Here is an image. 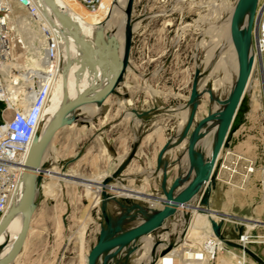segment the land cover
Here are the masks:
<instances>
[{"label": "rangeland", "instance_id": "1", "mask_svg": "<svg viewBox=\"0 0 264 264\" xmlns=\"http://www.w3.org/2000/svg\"><path fill=\"white\" fill-rule=\"evenodd\" d=\"M108 1H105L102 10L105 11L109 6ZM229 1L232 3L235 0ZM125 3L128 4V0ZM219 3L220 0L134 1L133 15L144 16V18L142 17V20L134 25L135 42L132 50V69L126 83L128 97H131L133 108L132 143L130 145L128 132L125 142L122 130L121 135L118 132L115 151L111 150L112 157L116 158L117 171L122 175L130 176L122 182L123 184H117L121 190L133 194L119 197L124 210L134 206L149 207L151 202L147 195L162 190L161 184L157 181L160 159L163 156L165 145L168 144L170 137L177 135L179 128L178 118L174 119L166 115L174 104V99L167 95L172 92L170 88L174 85V80H178L180 68V61L178 56L176 58L174 55V49L179 40L182 39L180 42H183L184 38H190L191 45L195 46L193 49L195 50L196 68H198L200 59H202L201 63L205 65L203 57L206 54V45L203 44V41L210 39L211 27L222 22L218 21L220 20L219 15L222 20L226 18V13H219L221 7ZM13 5L23 14L20 22H25L24 19H26L27 26L23 27L30 30L31 37L33 36L36 41L40 39L42 34L37 30L40 27L38 22L29 18L25 9L16 3ZM121 13L126 21V9L122 6ZM14 23H11L10 26V36L16 44L14 49L16 60L13 67H17L20 71L15 82L21 84V80L29 79L23 70H30L34 65L28 63L26 47L32 45L35 40L28 39L29 35L23 34L17 23L15 25ZM185 52L187 49L181 54L182 58ZM222 72L223 67L212 63L206 72L207 83L211 84L214 75H221ZM257 82H259L258 85H256ZM215 83L218 85L219 80L216 79ZM12 87L16 86L12 83ZM12 87L7 86V88ZM18 87L20 88L21 85ZM189 88L187 86L185 90H182L180 104L189 101H187ZM184 93L185 95H183ZM248 94L258 97L256 129L262 133L260 135V150L264 153V92L257 70L248 88ZM180 104L177 103V105ZM210 108V98L205 94L198 105V119L206 116ZM6 116H9V113H6ZM72 149V144L67 140L62 144L53 141L50 145L45 154V161H52V166L58 172H55L56 176L44 175L46 182L32 213L30 236L32 239L40 237L38 240L42 239V241L44 237H47L49 246L52 245L54 248V264H87L88 254L99 238L104 220L103 200L100 201L99 211L82 210V205L88 202V196L84 195V188L79 185L82 180L78 176L92 168L90 162L77 161V157L70 154ZM107 149L103 146L100 149L102 156L100 174L109 171L108 167L104 166L106 164L103 163V155L108 152ZM178 149L179 146H174L170 152L169 161L171 163L167 169L168 183L169 179L179 170L181 160ZM262 153H260L261 156H263ZM117 159L123 160L118 163ZM255 165V171L242 182V187L234 186L236 182L227 179L228 183H218V196L214 200L210 198L211 208L230 212L228 215L231 216L223 219L224 238L221 239L224 240L226 250L223 249L216 253V257L212 258L213 264H219L218 256L230 259L231 264H234V261L238 259L234 258L229 250L240 254L239 247L232 244L238 242L239 234L245 229L244 223L240 220H247L245 217L262 219L259 216L261 211L262 217H264V186L254 179L256 173H259L262 169L261 166L264 165L263 159L258 157ZM137 194H141V196L138 197ZM66 203L70 206L69 210L64 208ZM157 207H161V204ZM233 215L237 216L233 217ZM243 216L245 217L243 218ZM213 218L217 222L221 220L220 217ZM258 218L254 219L260 221ZM245 230L243 235L246 234ZM253 230L255 233L264 234V226H257ZM202 242V240L197 242V245L201 246ZM39 245L41 243H38ZM251 248L264 257V243L254 244ZM35 257H38V254Z\"/></svg>", "mask_w": 264, "mask_h": 264}, {"label": "bare ground", "instance_id": "2", "mask_svg": "<svg viewBox=\"0 0 264 264\" xmlns=\"http://www.w3.org/2000/svg\"><path fill=\"white\" fill-rule=\"evenodd\" d=\"M125 1L126 0H109L108 1L109 6L106 8L105 11L102 10V7H103L102 6L101 9H99L98 11L90 12L85 7H83L81 4L73 0H43V5L45 8V15H46L47 20H50V19L55 20L57 22L58 28L60 30L65 31L64 40L66 42V49H65V54H64L65 56L64 62L67 61L68 57L72 59L71 66L66 76H63V73H62V78H63L62 85L63 86L60 83L62 82L61 81L62 78H61L60 80H57V84H55L53 87L52 96H50L51 97L50 101L48 100L47 102L48 105L46 104V106H49V107L46 108L45 106L44 112H43V118L45 114H46L45 116H47V118L50 119V117L55 116L58 113V110L63 101L62 100L59 103L60 98L62 96V87H63V96H64L65 89H67L68 94H69V100L71 101L72 99L79 98V97L86 96V95L89 97L95 96L96 91L93 90L94 87L91 85H94L98 81L99 78L101 79L102 77L101 72H104L106 76L104 77L105 79L103 80L104 82L102 84V87L105 86L108 83V81L111 79L113 75L111 66L107 63L100 65L97 63V61L100 60V53H101L100 51L102 49V44H103L102 37L103 36H104V46L105 47L108 43H110L112 46H116L118 48L120 55L124 51L126 21L124 20V17L121 13V6L127 9L126 5L128 4H126ZM237 1L238 0H235L234 2L230 3L229 0H220V3H219V6H221L220 10L222 8L225 11L224 13H226V18L225 19L223 18L224 20L223 21L221 18V15H219L220 20L218 21H222V22H220L219 25L217 24L211 27L212 29L211 32L213 33L212 38L209 40L203 41V44L206 45V54H205V57H203V60H205V65L201 63L202 59H200V62H198L202 66V69L200 66H198L200 70V74L197 77L198 92H199L198 101L200 102L203 95L208 93L209 96H211L210 105H211L212 112H217L224 107L226 100L228 99L237 81V78H238L239 59H238V53H237L236 47L232 41V36H231V20H232V15L236 7ZM27 15L29 18H32L35 21H37L38 25L40 26L38 27L37 30L39 31L40 34H42V36L37 41L34 39L33 36L31 37V33L29 32L30 30H26L23 27V26H27L26 19H24L25 22H22V23L20 22L23 14L20 13V11H18L15 8V6H13L12 12L10 14V23H14V22L17 23V26L19 27L21 32L23 34L29 35L28 39L30 38L32 40H35L34 43L32 42V45H29L28 47H26L28 63L30 65L31 63L34 64L31 66L32 68L30 70L28 69L23 70L25 71L26 76L28 77V74L32 69H43L44 70L46 66H45V61L43 60L44 53H45V40H44L43 31H42V25L39 23V21L35 17L31 16L28 13ZM249 19H250V11H248L243 17L240 18L239 20L240 27L246 28L248 25ZM126 20H127V13H126ZM140 21L141 20L135 21L133 23V27L136 23ZM78 38L81 39L85 44H88L90 47H93L95 49L94 56H92L89 50L82 47L78 43L77 41ZM15 46L16 44L14 43V49H15ZM250 53L254 55L255 57V53L252 49V46H251ZM229 57H230L229 63L226 64L228 62L227 60ZM15 60L16 59L14 58V50H13L12 57L10 61L6 64L7 68H6L5 74L7 77H9L10 74L13 73L11 71L12 68L17 69V67H13ZM212 63H214L218 67L219 66L222 67L223 65H225L224 71L218 78L219 80L218 85L215 84V80L218 77L217 74L216 76L214 75L213 77L214 80L211 84L207 83L208 77L206 78V72L211 67ZM255 63H257L256 59H255L254 65ZM35 64H38V65L35 66ZM104 70H107V72H105ZM34 73H37L40 77L44 76V75H41L39 71H35ZM211 73L213 72L211 71ZM231 73H233L234 76L229 81L228 79L231 77L230 76ZM251 78H252V75H251ZM13 80L14 81L16 80V76ZM64 80L66 81V84H64ZM226 80H228L227 85H226L228 87V92H226L223 96H221V98L220 97L218 98V96H216V90H217L216 88L221 87V85L225 83ZM258 84L259 82H257V85ZM9 85L12 87L11 83L7 84V86ZM13 88L14 87L8 88V89L10 90ZM98 88L99 87H97V89ZM98 103L99 102H92V103L87 104L86 106H82V108L92 106V105L97 106ZM186 105L189 107V109H187L182 116V119L179 123L178 133L177 135L170 137L168 144H166L164 147L163 156L160 159V166L157 170V173H158V171L161 168L160 180L158 182L160 184H164V175H165L166 170L168 169V163L166 161L167 156L171 155L170 152L172 151L171 150L172 147L174 148V146H179V144L183 141H187V144H186V148L184 152L179 157L182 162V166L185 168L187 167L185 161L187 159L188 138L184 137V129L187 124L192 105L188 103H186ZM212 107H215L216 109L213 111ZM218 125H219V120L215 119V120L210 121L206 127V130L208 131L204 137V147L202 150L206 158H209L211 156L212 149H213L216 137H217ZM45 127L42 124L40 133L44 130ZM213 135H214V143L212 147L210 148L211 153L207 155L205 152L207 151L209 147L208 145ZM47 149H46V152H47ZM43 166L45 170H47L46 172H48V168H46L45 166V159H44ZM117 168L115 170H117ZM115 170L113 171L111 175L105 177V178L110 179V184L113 185V188L107 186L105 188L107 192L105 195L102 194V189H101L100 190L101 198L103 197L101 200H103V210L105 213V217L110 219L113 227L116 226L117 221L120 218L122 220L120 223L121 229L125 230V229H128L126 227L127 221L129 222L136 221L137 223H140L144 218L149 216L151 213L149 214L148 211L145 210V208L143 207L139 208L138 206H134L130 209H127V210L125 209V210H121L119 212H114V213L109 210L108 204L111 201H114V203L118 204L121 208H123L122 207L123 203L121 202L120 198H118L116 194L114 193V190H118V189L121 190L120 186L115 184V179L116 177L121 176L122 174L115 173ZM43 180H44V177L42 181ZM42 181L38 183L37 185V189H36L37 193L35 196L36 201L38 199L37 198L39 194L38 192L40 190V184L42 183ZM165 185H166V188L169 187V183H166ZM25 190H26V182H24V186H23V192H22L23 197L25 194ZM202 191L203 189H201L198 195L196 196V200H198V202H200L199 199L202 196ZM161 193H162V190H160L158 194H161ZM22 199H21V196L18 197V200L16 201L15 204L16 205L19 204L22 201ZM36 201H34V206L37 205ZM157 202L161 204L159 201ZM132 209H136V211L132 212ZM191 209L193 208H190V207L178 208L177 211H175V213H173L170 217L167 218L166 223L169 222V224L165 223L164 226L161 227L156 233H150V234L134 239L132 242H130L124 248H122V250L119 253L111 257V259L109 260V264H166V260L168 259V257H171V258L174 257L175 249H177L181 245L189 246L191 243V240L194 239V237L198 235L202 237L203 235V231L202 230L200 231L197 225V222L199 220L198 218L197 219L194 218L192 223H190ZM25 215L26 213L23 211L17 212L11 219L7 229L0 234V246L4 244L3 247H0V257L8 254L13 248V245L22 228ZM144 215L145 217H143ZM105 217L103 220L104 226H106ZM230 217L231 216H228L227 218H230ZM205 225H206L207 233L206 235H203V238H202L203 242L202 244H200L201 246L199 247V253H201V251L203 252L205 260H206L205 264H212V258L215 256L217 249L219 248L221 250L223 249L226 250V248L223 242L219 240L216 237V235H214L210 220H206ZM190 226H192V230L189 231ZM252 229L253 228H250V229L247 228L245 230V233H246L245 235H243L244 233V230H243L239 234L238 238L248 237ZM162 231H164V236H163V239L161 240ZM149 239H150V242H148L149 251L148 253L145 254L143 251V247L145 246L144 244H146V242L149 241ZM192 245H193V241L191 243V246ZM185 246H181V248H184ZM153 248H155L154 253H152ZM164 250H166V253L161 255V253ZM106 252L108 251H105L99 257L97 264L102 263V260ZM230 254L234 258L239 260L238 254L236 252L232 251L230 252ZM194 257L196 258V261L198 264H201V263L204 264V262H202L203 256L202 257L194 256ZM135 259H138V260H135ZM176 260H178V258ZM193 263L196 264V262H193Z\"/></svg>", "mask_w": 264, "mask_h": 264}, {"label": "water", "instance_id": "3", "mask_svg": "<svg viewBox=\"0 0 264 264\" xmlns=\"http://www.w3.org/2000/svg\"><path fill=\"white\" fill-rule=\"evenodd\" d=\"M134 1L135 0H129L126 9L127 20L123 53L120 55L118 48L116 46H112L110 43H108L105 47L104 36L102 37L103 44L100 51V60H98L97 63L100 65L107 63L111 66L113 71L111 79L102 88H94L93 90L96 91V95L93 97H89L86 95L70 101L68 90L65 89L63 101L58 110V113L51 119L44 130L36 137L25 164L24 179L26 182V190L24 197L19 204L12 206L9 212L0 220L1 234L7 229L11 219L17 212L23 211L26 213L22 228L13 245V248L8 254L0 257V264L11 263L24 245L31 227L32 213L35 209L34 201L37 185L42 181L44 173L47 171L43 166L45 152L47 147L51 144L55 134L61 127L73 122V120H71L72 118H70L69 115L76 109H81L82 106H86L87 104L92 102L101 103L105 101V99L110 94L114 93L120 85L122 79L124 78L126 70L130 67L132 43L134 37L133 23L137 20H142L143 17L133 15ZM258 3L259 0L237 1L231 20V36L238 53V78L228 99L226 100L224 107L217 112H212L210 110L208 114L202 117L200 120L198 119V117L196 118L198 105L200 103L198 101L199 92L197 82V77L200 74V70L199 68H196L195 70L192 90L189 101L187 102L188 104L192 105V108L184 129V137L188 138L186 171L184 172V174L180 173L179 176L169 184V187L166 188L165 184L168 183L166 170L164 175V184H161L162 193H153L147 195V197H149L150 199L159 201L162 204L161 207L156 209L153 213L144 218L137 225L122 230L120 226L122 220L119 218L116 226L113 227L112 222L109 218L105 217L104 213L106 226L102 224L99 233V239L88 254L87 264H97L99 257L105 251L108 252H106V254L104 255L101 264H109V260L111 259V257L119 253L122 248H124L134 239L150 233H156L161 227L164 226L167 218L175 213V211H177V209L180 207L197 208L208 212V219L210 220L214 234L220 238H224V235L222 233L224 218H221V220L217 222L212 217V213L223 214L224 212L211 208L210 192L212 189V181L214 178L213 175L216 173L215 169L219 161V156L223 147L227 144V140L232 130V124L251 79L254 67V55L250 53V50L252 46L253 29L258 22ZM248 11H250V19L248 25L246 28H241L239 20ZM77 41L82 47L89 50L92 56H94L95 49L93 47L86 45L79 38L77 39ZM71 63L72 59L68 57L63 70V76H66ZM64 84H66L65 80ZM215 119L219 120L217 137L212 149L211 156L209 158H206L204 153L202 152L204 147V137L208 131L206 130V127L210 121ZM115 173L119 172L115 170ZM107 186L113 188V185L110 184L109 178H105L102 182H100V188L102 189L103 195L107 193L105 190ZM201 189H203L202 196L199 199L201 204H198L196 202H193V200L198 195ZM234 216L237 215H233V217ZM232 244L234 246L244 248L259 262L264 264V259L260 257L254 250L242 244H239L238 242ZM3 245L4 244H2L0 247H3ZM154 251L155 248L152 249V253H154ZM164 253H166V250H164L161 255H163Z\"/></svg>", "mask_w": 264, "mask_h": 264}, {"label": "crops", "instance_id": "4", "mask_svg": "<svg viewBox=\"0 0 264 264\" xmlns=\"http://www.w3.org/2000/svg\"><path fill=\"white\" fill-rule=\"evenodd\" d=\"M225 11L221 8L219 11L220 14L224 13ZM144 18V16H143ZM213 33H210V39L212 38ZM182 40V39H181ZM179 40L178 44L175 46V56L180 61L179 63V73H178V80H174V85L172 86L170 93H168V97L173 98L174 104L171 106L172 109L170 112H168L166 115L170 116L171 118H178L179 123L182 119L183 114L189 107L186 105V103H181V95H182V90H185V88L188 86L190 87L188 92L189 96L187 101L189 100L191 90H192V85L194 76H195V70H196V59H195V46L191 45L190 38L183 39V42H180ZM134 42H135V36L133 37V43H132V50L134 47ZM88 45V44H86ZM89 46V45H88ZM184 47V48H183ZM194 48V49H193ZM187 49V52H185L184 57L182 58L183 52ZM183 50V51H182ZM81 51V49H80ZM122 51V50H120ZM230 57L228 58L229 63ZM131 62H132V52H131ZM132 65V64H131ZM126 70L124 78L122 79L120 85L116 89V91L112 94H110L105 101L98 103V105H92L88 106L85 108L81 109H76L73 113L69 115L71 120H73L72 123L67 124L63 127H61L58 132L55 134L53 141L60 142L61 144L64 143L65 140L70 141V143L73 146V149L71 150L70 154H72L74 157H77V161H87L91 163V170L86 172L83 175L78 176L79 179L82 181L80 182L79 185H81L84 188V195L90 197L88 199L87 203H84L82 205V210H97L99 211L100 209V201H101V188H100V181H102L105 177L111 175L113 171L118 167L115 165L116 158L111 155V150L115 151V147L117 145V139H118V132L120 135L122 134V130L124 131V136H125V142L127 141V132H128V140L130 141V145L132 143V130H133V108H132V103H131V97H128L127 93V79L129 77L130 70L132 69V66ZM36 66V65H35ZM34 66V67H35ZM42 66V65H41ZM198 66H202L198 63ZM224 66L223 65V71H224ZM257 70V63L254 65V70L252 73V78L254 77V74L256 73ZM107 72V70H104ZM44 70L42 69L41 72H39L41 75H44ZM102 77L101 79L99 78L98 81L94 84L91 85L94 88H101L103 84V80L105 79L104 77L105 74L104 72H101ZM218 78L220 77V74L217 75ZM231 77L228 79L229 81L233 78L234 74L231 73ZM62 76H59L57 80H60ZM217 78V79H218ZM251 81L248 85V88L252 82ZM126 80V81H125ZM226 80L225 83L221 85V87L216 88V96L218 98L223 96L226 92H228V87ZM63 83V78L61 80ZM216 82V80H215ZM57 84V81L56 83ZM216 84V83H215ZM257 85V83H256ZM63 86V85H62ZM88 88V87H87ZM248 88L245 93V96L239 106V109L237 111V114L235 116L234 122L232 124V130L230 133V136L227 140V144L223 147L221 154L219 156V161L217 163V167L215 169V174L213 175V181H212V189L210 192V198L211 200H214L218 196V183L220 182H226L227 179H231V181H235L236 184L234 186L236 187H242V181H243V176H242V169L240 172L235 174L234 176H231L230 173L226 168L222 166V164H230L234 159H235V154L242 155L246 158H251L255 162L257 161V158L259 157L260 159H263L264 162V153L261 152L260 150V135L262 134L261 131H258L256 129L257 127V103H258V97L257 95H249L248 94ZM219 90V92H218ZM185 95V93L183 94ZM206 95L209 96L207 93ZM52 96V94H51ZM204 96V95H203ZM51 98V97H50ZM211 100V96H209ZM175 99H177L175 101ZM63 100V87H62V96L60 98L59 103ZM73 100V99H72ZM202 100V99H201ZM50 101V99H49ZM58 103V104H59ZM180 104V105H177ZM48 105V104H47ZM56 106V105H55ZM211 106V105H210ZM49 106H46V108ZM213 111L216 109L215 107H212ZM211 110V108H210ZM209 110V111H210ZM181 112H183L181 114ZM46 115V114H45ZM44 115V121H43V126L45 127L51 119L54 117H50V119L47 118V116ZM121 137V136H120ZM51 142V144H52ZM214 143V135L211 138V141L209 143V147L207 151L205 152L207 155L211 153V147ZM50 144V145H51ZM187 141H183L179 144V156L184 152L186 148ZM49 145V147H50ZM101 146L108 148V152L103 155V163L106 164L104 165L105 167L107 166L109 171L104 172L100 174V169H101ZM126 146V144H125ZM48 147V149H49ZM47 149V150H48ZM106 150V151H107ZM230 151V153H229ZM262 153L263 156L260 155ZM118 160V159H117ZM167 163H168V168L170 167V161H169V156H167ZM122 162V159L118 160V163ZM186 166H187V159H186ZM244 163V162H242ZM114 164V166H113ZM53 162L52 161H45V166L48 168V172L44 173V175H51V176H56L55 172H58L54 167L52 166ZM112 168V170H111ZM187 168V167H186ZM186 168L182 166V162H180L179 170L176 172L170 179H169V184L172 183V181L179 176L180 173L184 174L186 171ZM261 171L259 173H256L255 178L257 179L261 185L264 186V165L261 166ZM160 175H161V168L157 173V181L159 182L160 180ZM130 176L129 175H121L116 177L115 179V184H123L122 182L126 181ZM69 179V178H66ZM46 182V176H44V180L40 184V190L38 194V199L35 201L36 204L39 201V198L41 197V192H42V187L45 185ZM228 183V182H226ZM241 184V185H239ZM124 187V185H123ZM182 188V187H181ZM180 190V189H179ZM160 190H157L154 193H159ZM37 193V192H36ZM114 193L116 196L119 198L120 196H130L133 195L129 191L125 190H114ZM136 196L140 197L141 195L137 194ZM151 205L149 207H145V210L148 211V213H153L155 209H157L159 203L155 200L150 199ZM194 202L200 204L198 200H196V197L194 198ZM86 205V206H85ZM110 205V206H109ZM211 206V203H210ZM109 210L114 212H119L121 210H124L121 208L118 204L114 203V201L109 202L108 204ZM64 208L69 210L70 206L69 204H64ZM153 208V210H152ZM136 209H132V212H135ZM151 211V212H150ZM223 214H217V213H212V217H228L230 213H227L226 211ZM259 216L262 219H259L258 217H245L247 220H240L241 222L244 223L245 228L250 229L254 228L256 225L259 226H264V217H262V211L260 212ZM145 217V215L143 216ZM207 217V218H205ZM181 218V217H180ZM199 219L197 222V225L200 229V231H203V235H206V225L205 222L208 219V212L198 210L196 208L191 209V216H190V223H192L193 219ZM258 218L260 221H258ZM65 221V220H64ZM249 222V223H248ZM260 222V223H259ZM138 223L136 221H127L126 222V227L131 228L134 225H137ZM166 224H169L166 223ZM249 224V225H248ZM32 227V223H31ZM30 227V229H31ZM192 230V226H190L189 231ZM165 231V230H164ZM164 231L161 233V240L163 239L164 236ZM200 237V235L194 237V239L191 240V243L193 241V245L191 246V243L189 246H185L184 248H181L179 246L177 249L174 251V257L173 259L168 257L166 260V264H194L193 262H196L197 257H202L203 256V261L204 264L206 263L205 257L203 252L199 253V245H197V242H200L203 238ZM198 237V238H197ZM219 240H221L224 244V240H222L220 237L216 236ZM40 237H36L32 239V236H30V230L29 233L26 237V240L24 242V245L18 255L14 258V260L9 263V264H54V248L53 246H49L47 237L43 238L41 240ZM99 239V238H98ZM98 240H96L97 242ZM95 242V243H96ZM149 241L144 244L145 246L143 247L144 253H148L149 251ZM38 243H41V245L38 246ZM94 243V244H95ZM42 244H44L42 246ZM225 245V244H224ZM94 246V245H93ZM188 247V248H187ZM218 251H221V249H217L216 253ZM196 253V254H195ZM199 253V254H198ZM36 254H38V257H35ZM203 254V255H202ZM193 256V257H192ZM216 257V254L215 256ZM56 258V257H55ZM178 258V260H176ZM139 259V258H138ZM135 259V260H138ZM182 259V260H181ZM219 259V264H231L230 259L226 258H221L218 256ZM185 260V261H184ZM188 260V261H187ZM203 264V263H201ZM213 264V262H212Z\"/></svg>", "mask_w": 264, "mask_h": 264}, {"label": "built area", "instance_id": "5", "mask_svg": "<svg viewBox=\"0 0 264 264\" xmlns=\"http://www.w3.org/2000/svg\"><path fill=\"white\" fill-rule=\"evenodd\" d=\"M73 1L88 11L95 12L101 9L105 0ZM14 3L39 21L45 40L44 76L40 77L34 73L41 72L42 69H32L28 74L29 79L21 80V84L13 80L20 74L18 69L12 68L13 73L9 77L5 74L6 64L14 50L10 36V14ZM257 17L258 22L252 33V49L264 92V0H259ZM64 38L65 31L58 28L57 22L47 20L43 0H0V220L12 206L16 205L18 197L21 196V199L23 197L25 164L30 149L40 134L44 108L67 62H64L66 49ZM8 83H13L16 87L9 90ZM6 113H9V116H6ZM222 166L231 176L242 169L244 182L255 171L256 165L251 158L235 154V159L230 164L224 163ZM257 226L259 225L253 229ZM253 229L248 237L238 238V243L250 249L254 244L264 243V234L255 233ZM239 250L240 254L237 253L239 260H235L234 264H262L244 248L239 247ZM255 252L264 259L259 252Z\"/></svg>", "mask_w": 264, "mask_h": 264}]
</instances>
